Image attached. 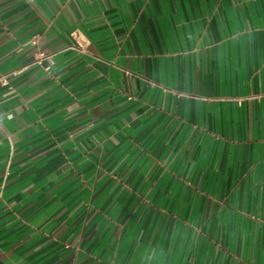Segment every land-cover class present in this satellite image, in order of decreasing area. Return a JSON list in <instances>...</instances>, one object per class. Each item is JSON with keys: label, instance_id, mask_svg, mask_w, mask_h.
<instances>
[{"label": "crops", "instance_id": "0c3cea01", "mask_svg": "<svg viewBox=\"0 0 264 264\" xmlns=\"http://www.w3.org/2000/svg\"><path fill=\"white\" fill-rule=\"evenodd\" d=\"M3 76L0 264H264V0H0Z\"/></svg>", "mask_w": 264, "mask_h": 264}, {"label": "built area", "instance_id": "2783aa9c", "mask_svg": "<svg viewBox=\"0 0 264 264\" xmlns=\"http://www.w3.org/2000/svg\"><path fill=\"white\" fill-rule=\"evenodd\" d=\"M73 38L75 39V41H76V44L79 46V48L82 50V51H86V47L82 44V42L80 41V38H79V36H77L76 34L73 36ZM34 44H36V41L34 42ZM41 58L42 59H45V60H49L50 58H52V56H53V54L52 53H48V54H46V53H41ZM0 83L2 84V85H7L8 83H7V78L6 77H0Z\"/></svg>", "mask_w": 264, "mask_h": 264}]
</instances>
